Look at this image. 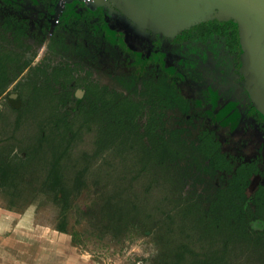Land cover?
Returning <instances> with one entry per match:
<instances>
[{
	"label": "trees",
	"instance_id": "obj_1",
	"mask_svg": "<svg viewBox=\"0 0 264 264\" xmlns=\"http://www.w3.org/2000/svg\"><path fill=\"white\" fill-rule=\"evenodd\" d=\"M65 17L64 11L38 65L31 67V59L47 27L36 31L34 45L0 46V96L27 71L14 89L10 134L0 142V196L7 210L42 199L57 208L60 233L68 232L73 210L115 240L136 230L151 235L149 264H264V185L250 196L245 192L253 174L261 173L256 164L226 158L210 127L184 118L186 101L167 74L154 67L137 75L115 70L110 59L123 58L124 50L104 37L100 21L87 25ZM17 48L30 58L21 59ZM80 61L82 67L104 63L109 82L81 83ZM76 89L84 91L81 98ZM86 138L91 154L83 150L74 160ZM128 145L138 155L133 165L121 167L116 191L101 196L96 208L81 209L76 201L87 190L91 159ZM189 179L200 188L184 189Z\"/></svg>",
	"mask_w": 264,
	"mask_h": 264
},
{
	"label": "flooded vegetation",
	"instance_id": "obj_2",
	"mask_svg": "<svg viewBox=\"0 0 264 264\" xmlns=\"http://www.w3.org/2000/svg\"><path fill=\"white\" fill-rule=\"evenodd\" d=\"M56 1L54 4V0H0V46L12 48L34 45L38 29L47 27L48 33L51 15L60 0ZM72 1V6L67 5L61 10L53 29L64 11L65 19L74 18L76 22H86L87 25L100 21L103 29L105 23L109 25L111 29L120 33L126 44L122 46L112 41L104 32V37L111 45L122 47L124 50L123 58L110 59L115 70L137 75L154 67V71L158 69L167 74L176 93L186 101L189 114H185L184 118L196 127L201 125L210 127L214 140L220 143L221 152L226 158L253 161L258 170L264 173V116L256 110L250 100L241 72L242 46L235 23L231 21V26L229 21L213 18L206 21L207 24L194 26L200 27L198 29L192 26L173 38H166L158 33L153 34L148 29H135L134 25L124 21L118 10L111 6L98 5L93 9L83 0ZM99 13L101 19L98 17ZM7 26H10V29H7ZM14 31L16 34L12 35ZM65 41L69 43V40ZM15 51L17 54L22 53L23 60H27L26 55L28 59L31 56L30 52H22L19 48ZM138 60L141 64L136 63ZM80 65L82 67V61ZM82 70L83 67L80 74ZM169 70L172 72L169 73ZM25 72L27 71L23 73ZM23 73L9 86L17 84ZM85 76L90 77L87 72ZM80 80L83 84L93 82L102 85L97 81H86L83 77ZM105 81L109 82V78ZM83 94L82 89L75 90L77 98H81ZM15 95L17 96V92ZM17 102L18 100L14 103L17 105ZM233 113L238 115L233 128L229 124L222 126L223 119ZM177 123L179 125L180 121L177 120ZM190 131L195 133L193 129ZM233 160L230 162L233 163ZM229 171L223 170L221 174L227 175ZM261 173L253 174L250 178L245 191L247 196L253 194L258 186L264 185ZM210 181L211 176L207 174L206 182L210 184ZM214 183L217 184V180Z\"/></svg>",
	"mask_w": 264,
	"mask_h": 264
},
{
	"label": "rangeland",
	"instance_id": "obj_3",
	"mask_svg": "<svg viewBox=\"0 0 264 264\" xmlns=\"http://www.w3.org/2000/svg\"><path fill=\"white\" fill-rule=\"evenodd\" d=\"M83 1L90 8L100 0ZM72 2V0H60L56 5L51 15L47 36H50L61 10L67 5L72 6ZM103 30L106 37L112 41L122 46L126 45L120 33L111 29L106 23ZM47 40L48 37L32 57L31 67L38 65L41 61ZM26 58L28 59V55ZM136 63L141 64L140 60ZM103 66L102 62L98 66L85 65L80 75L86 81L93 80L104 84L108 77L104 74ZM86 72L90 77L85 76ZM15 84L9 86L5 94L0 97V142L7 138V134H10V126L7 123L10 107L16 105L14 102L18 99L14 92ZM237 117V113H233L224 118L222 126L229 124L233 128ZM92 148V140L86 138L73 151L72 157L76 160L83 150H86L89 155ZM135 154L138 155V152L129 145L118 146L104 152L101 157L95 156L91 159L92 161L89 159L90 168L85 177L87 190L82 193L76 204L81 209L88 207L93 209L99 206L101 196L116 191L120 185L121 167L133 165L136 161ZM104 158L108 164L100 166ZM110 166L113 167L107 168ZM184 181V189L200 188L194 186L192 179ZM7 208V200L0 196V264H149V257L155 253V241L151 235L145 236L136 230L115 240L109 234H101L99 230L91 227L90 224L93 221L89 224L87 218L78 217L73 210L68 215V232L60 233L55 230L58 220L57 208L42 199L25 204L21 208L10 210ZM251 264H257L256 260Z\"/></svg>",
	"mask_w": 264,
	"mask_h": 264
},
{
	"label": "water",
	"instance_id": "obj_4",
	"mask_svg": "<svg viewBox=\"0 0 264 264\" xmlns=\"http://www.w3.org/2000/svg\"><path fill=\"white\" fill-rule=\"evenodd\" d=\"M118 10L135 29L173 38L216 18L238 27L242 67L250 100L264 116V0H100ZM127 22V23H128Z\"/></svg>",
	"mask_w": 264,
	"mask_h": 264
}]
</instances>
